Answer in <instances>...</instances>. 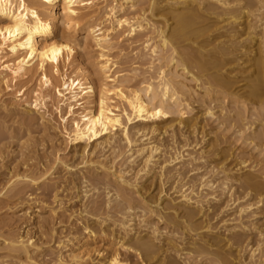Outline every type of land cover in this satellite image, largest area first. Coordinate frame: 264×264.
Listing matches in <instances>:
<instances>
[{
	"label": "bare ground",
	"instance_id": "6f19581e",
	"mask_svg": "<svg viewBox=\"0 0 264 264\" xmlns=\"http://www.w3.org/2000/svg\"><path fill=\"white\" fill-rule=\"evenodd\" d=\"M108 1L0 0V87L6 93L18 88L16 98L20 99L26 95L25 86H28V90L29 86L34 87L31 89L33 99L31 102L24 100L27 101L24 109L39 112L41 117L50 115L49 112L57 113L63 134L70 145L72 159L87 158L86 162L92 163V157L98 154L102 157V153L110 150L117 152L112 161H108L109 165L98 164L103 169V179H87L83 175L66 185L68 190L71 187L80 192L84 189L83 196L103 187V195L107 198L103 208L93 203L88 211H80L79 215L87 214V217L83 215L77 221L86 234V241L84 239L81 248L86 249L89 239L94 241L101 235L110 238V245H118L129 253H135L146 262L155 259L157 264H172V258L195 256V259L205 258L212 264H248L240 260L244 250L242 235L234 233L233 227L227 226L233 219H226L224 215L226 208L232 205L236 206L238 221L248 211L250 215L247 217L255 216V208L264 214V182L257 180L251 173L234 174L229 167H218L221 163L208 169L215 177L219 176L220 185L215 186V181L206 179L207 172L199 179L191 178L195 168L186 169V166L193 167L192 163L197 161L206 164L211 157L220 153L215 150V142L212 141L199 148L196 155L185 149H191V146L196 148L199 142L184 143L183 140L190 141V138H198L199 135L201 139L206 137L203 130L205 126L200 125L197 116L190 120L185 118L187 110H191L190 104L184 101L187 97L182 99L187 93L183 92L186 89L179 91L176 88L177 91L176 84L166 78L164 70L159 71L155 86L147 84L142 88L130 89L128 77L121 75L116 62L108 55L114 34L125 29V34L130 38L143 31L141 22L145 19L124 16L126 9L134 8L136 0H112L114 4L105 5L102 16L107 28L101 30L100 24L92 25L82 35L83 44L91 39L100 51L97 74L101 75L102 82L91 79L92 76L81 64L72 68L76 51L69 35L79 32L83 23L90 24L98 12L99 2ZM148 2L153 16L163 19L165 29L169 20L174 22L167 35L163 28H157L158 45L152 44L151 55L156 56L157 50L163 52L166 47H170L168 63L179 68L191 82L199 81L201 72L214 69L215 72L208 73L204 83L209 86L204 91L211 102L229 98L230 103L236 106L255 108L257 115L259 111L264 112V98H261V93H264V0ZM179 38L189 42L187 45L194 51L186 45L192 52L183 50L178 53L173 42ZM211 45L212 48L207 50ZM175 53L178 54V60L173 57ZM231 64L235 66L231 68L232 73L239 72L240 68L249 71V84L244 93L231 90L234 80H230L226 74L217 73ZM194 69L198 72H193ZM209 108L205 114L212 117L214 113ZM236 119L241 121L238 117ZM249 125L252 127L253 123ZM254 126L249 142L264 147V125L259 124L261 131H256L257 126ZM165 134L169 135L171 143L159 142V138ZM122 148L126 150L122 152ZM115 161L119 164L118 168L114 165ZM212 164L210 162L208 168ZM239 164L242 167L238 169L250 166L246 160ZM74 167L66 165L69 169ZM235 171L238 173L239 170ZM218 189L220 195H215ZM229 193V200L220 203V198ZM242 200H245L244 203ZM102 213H105V217L100 216ZM51 214L43 223H65L66 218L55 217V212ZM216 220L219 223L212 225ZM221 223L225 226L222 233L220 230L224 226L221 228ZM157 224L163 227V231L168 229V232H159ZM259 226L255 230L261 235ZM148 233L153 238L147 236ZM26 242L20 237H13L9 245L13 251L29 258ZM74 259L76 264L85 262L79 253L75 254ZM103 264L127 262L119 258L115 249Z\"/></svg>",
	"mask_w": 264,
	"mask_h": 264
},
{
	"label": "rangeland",
	"instance_id": "374dc122",
	"mask_svg": "<svg viewBox=\"0 0 264 264\" xmlns=\"http://www.w3.org/2000/svg\"><path fill=\"white\" fill-rule=\"evenodd\" d=\"M112 2V0L106 3L99 2L100 4H98L97 8L98 12L96 11L97 13L94 15L90 24L83 23L79 32L69 35L73 43H75L76 51L72 60V68L74 69V67L78 66L77 64H81L92 76H90L91 79H94L97 83L102 82L100 78L101 75H98L99 72L97 70L100 51L95 47L91 39H88L86 43L83 44L84 41L82 40V42L81 38L83 33L94 25L100 24L98 26L101 30L107 28V22H105L103 18L105 5L109 6L114 4ZM148 3V0H136L133 3L134 8L124 11V16H127V18L140 17L139 19H145L144 22H141L142 25H144L142 26L143 31L129 38L125 34V29H123L118 32V34H114L112 38L113 41L111 40L110 42L111 48L108 55L116 62L117 70L121 75L128 77V88H142L147 84H153V86H155L158 81L157 75H159V71L164 70V73L166 72L165 74L167 75H165L166 78L176 84H173L175 89L178 88L179 91L186 89L183 92H187L188 94L186 93L182 99L187 97V99L183 100L186 101L188 105L190 104L189 108H191V110H187L185 118L190 120V118H195V116H197L199 118L198 120H200V125L205 126L203 130L205 131L204 134H206V137L201 139L199 138L201 135H199L198 138H190V141L183 140L184 143L199 142L198 147L193 148V146H191V149H185H189L188 151L194 152L193 155H196L199 148L205 147L208 141H212L215 142V150H218L217 152L220 153L218 156L209 159V161L213 163L209 168V161L206 162V164L201 161L193 162V167L192 165H185L186 169L195 168V170H197L196 172L195 170L192 172L194 175L191 176V178L196 179L197 177V179H199L202 174L207 172L205 176L207 177L206 179H212V181H215V186H218L221 183V180L218 178L219 176L215 177L209 170L213 165L221 163L218 164V167H222L223 165L227 168L229 167L234 171L232 172L234 174L251 173L253 176L257 177V180L264 182V167L261 168V166L264 165L262 164L264 163V147L260 148L255 146V144L250 143L248 139L252 134V129L255 127L254 125L257 126L256 131H261L262 128L259 124L261 123L264 125V112L259 111L260 114L257 115V110H254L255 108L252 110L250 106H236L230 103L229 98L211 102L204 91L209 86L204 83L207 81L208 73H214V69L210 71L206 70V73L204 71L200 74L198 73V83L194 81L191 82L192 80H190L187 75V77L184 76V73L182 74L179 68L176 69L168 63L171 57L170 47H168L169 50L166 47L165 49L167 51L164 49L163 52L160 49L157 50L156 56L151 55L153 45H158L159 32L157 28H163L167 35L170 28L174 25V22L169 20L165 29L163 19L159 16H153L154 12L151 13ZM154 28L156 30H154ZM187 44L190 43L184 42L180 38L173 42L178 53L183 50L187 52L194 51V49ZM186 45L192 48V51H190ZM179 47L180 49L178 50L177 48ZM208 47L206 48L207 50L212 48V45ZM173 57L178 60V54H173ZM156 58L159 59L157 60ZM229 66H226V68L224 67L222 71L217 73L224 76L226 74V77H230L232 81L234 80L233 82L229 80L232 82L231 85L233 84L231 90L234 89L233 91L235 92L244 93L249 84L247 82V77L249 76L248 69L245 71L238 67L237 69H239V72L235 71V73H232L231 70L234 69L235 66L233 64H231L232 67L230 66L229 68ZM194 70L193 72H198L196 69ZM226 71L229 74L226 73ZM244 71L246 74H244ZM243 78L245 80H243ZM172 79L175 80L173 81ZM238 79L239 81H237ZM34 85L35 84H33V86ZM27 87L25 86L26 89L24 88L26 90V95L21 99L19 97L16 98V91L18 88L17 90L14 88L13 92L6 93V91L0 87V264H76L74 256L78 253L85 259L84 264H103L108 261L110 253L115 249L119 254V258L127 262V264H157L155 259L146 262L141 256L139 257L135 253H129L118 245H110L111 240L107 236L101 237V235H99L94 241L89 239V243L86 246L87 248H81L84 239L86 241V234H84L82 230V225L77 221L81 219L83 215L87 217V214L84 213L79 215L80 211L84 209L88 211L93 203L103 208L107 198L103 195V187L98 191L94 190L83 196L82 190L84 189L80 192L79 189L70 186L71 190H68L66 189V185L72 179L79 180L83 175L86 176L87 179H103V169H101L98 164H100V162L108 164V161H112L117 152L110 150L111 152L102 153V157L98 154L96 157H92V163L86 162L87 158L83 160L74 157L72 159L70 145H68V141L63 134L62 124L57 113L54 112L51 114V112H49L50 115L46 114L41 117V113L39 112H28L24 109L26 108L25 102H31L33 99L31 89L34 87L29 86V90ZM262 92H264V89H262ZM189 93L191 94L190 96H188ZM215 94L216 96L218 95V93H214V95ZM262 94L264 93H261V98H264ZM210 96H212V94H210ZM208 108L212 109L211 111L214 113L212 117H208L205 114V110ZM51 109L52 107L49 105V110L51 111ZM174 116V119L177 121V116ZM237 117L240 118L242 122L237 120ZM251 123H253L252 127L249 125ZM159 139H161V141L159 140L161 144L171 143L169 135L165 134ZM137 144L139 143L137 142ZM125 150L126 148H122L121 151L123 152ZM185 153L184 155H186ZM185 159H187V157H185ZM243 159H245L247 165L250 166L238 169L242 167L239 163L245 161ZM83 161L86 162V164L83 163ZM67 164L70 166L74 165L75 167L73 169L66 168ZM114 165L116 168L119 166L117 161H115ZM45 166L47 167L44 168ZM179 166L180 165H177V167ZM184 169L185 168H183V170ZM236 169L239 170L238 173L235 171ZM45 170L47 171L45 172ZM214 170H216V168ZM31 182H35V184ZM90 188L91 187L88 189ZM215 193V195H220L219 189L216 190ZM100 194L101 196L99 197ZM223 196L220 198V203L229 200L230 193L227 196ZM244 201L245 200H242V203H244ZM260 206L261 205H259V207ZM262 207H264V205H262ZM254 211L257 212V216L247 217V215H250L248 211L249 214L247 212V214L244 213L242 219L240 217L238 221L236 206L232 205L226 208V214L224 213V216H226V219L232 217V223H228L230 225L227 226L233 227L232 231L234 233L242 235L244 250L240 254V260H245L248 264H252V262L264 264V229H262L264 228V225H262V223H264V214L260 213L258 208H255ZM53 212L56 213L55 217L66 218L65 223L55 225L43 223V220H46L47 216H51ZM231 214L232 216H230ZM100 216L105 217V213H102ZM67 220H69L68 223H66ZM216 221L217 222L213 221L212 225L219 223L218 220ZM257 225L260 227L259 230L262 232L261 235L258 230H255V227H258ZM219 226L222 228L224 224L221 223ZM157 228V230L163 232V234L168 232V229H164L163 231V227H160V224H157ZM224 229L225 226L220 230L221 233ZM147 236L153 238L152 234L148 233ZM13 237H20L22 241H27L29 258H26L25 254L12 250L9 245V240ZM245 238L247 240H244ZM247 242H250L249 245L246 244ZM250 250H254V252L252 253ZM170 261L172 264H212L205 258L195 259V256L175 257Z\"/></svg>",
	"mask_w": 264,
	"mask_h": 264
}]
</instances>
